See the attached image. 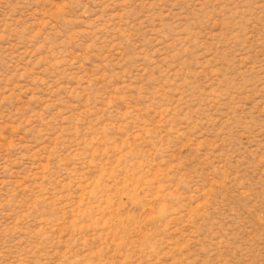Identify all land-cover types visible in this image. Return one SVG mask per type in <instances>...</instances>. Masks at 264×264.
<instances>
[{"label": "rangeland", "instance_id": "374dc122", "mask_svg": "<svg viewBox=\"0 0 264 264\" xmlns=\"http://www.w3.org/2000/svg\"><path fill=\"white\" fill-rule=\"evenodd\" d=\"M0 264H264V0H0Z\"/></svg>", "mask_w": 264, "mask_h": 264}]
</instances>
